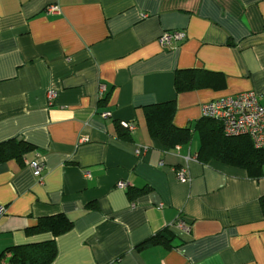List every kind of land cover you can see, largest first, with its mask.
I'll use <instances>...</instances> for the list:
<instances>
[{
	"label": "crops",
	"instance_id": "0c3cea01",
	"mask_svg": "<svg viewBox=\"0 0 264 264\" xmlns=\"http://www.w3.org/2000/svg\"><path fill=\"white\" fill-rule=\"evenodd\" d=\"M167 30L186 38L162 47ZM188 68L224 84L177 93ZM250 90L264 106V0H0V142L34 145L0 164V264L13 246L51 239V264H264V176L198 158L203 105ZM173 100L191 139L166 148L146 108ZM121 121L135 131L122 136ZM57 214L71 230L29 231ZM165 227L175 246H140Z\"/></svg>",
	"mask_w": 264,
	"mask_h": 264
},
{
	"label": "trees",
	"instance_id": "16d2710c",
	"mask_svg": "<svg viewBox=\"0 0 264 264\" xmlns=\"http://www.w3.org/2000/svg\"><path fill=\"white\" fill-rule=\"evenodd\" d=\"M224 84L220 73L203 69H179L175 73L177 93L205 87L217 88ZM176 102L168 101L150 105L146 108V123L149 134L166 148H174L190 141V128H180L173 123ZM123 128V127H122ZM125 129V128H123ZM201 139L198 158L203 162L218 161L223 164L242 168L252 178L264 176V148H256L248 135L228 136L222 124L212 118L202 117L196 124ZM126 130V129H125ZM127 131V130H126ZM124 132L122 136L130 133ZM34 145L17 138L0 142V164L11 159L23 162ZM264 209V197L262 198ZM73 222L64 214L41 217L38 224L29 228L30 232H50L55 237L68 232ZM175 234L165 227L141 243L142 245L165 244L175 246ZM12 252L8 264H51L57 256L54 239L38 243L17 245L9 248Z\"/></svg>",
	"mask_w": 264,
	"mask_h": 264
},
{
	"label": "built area",
	"instance_id": "2783aa9c",
	"mask_svg": "<svg viewBox=\"0 0 264 264\" xmlns=\"http://www.w3.org/2000/svg\"><path fill=\"white\" fill-rule=\"evenodd\" d=\"M48 11L54 12L56 6H50ZM186 33L183 30H167L163 31L158 38L162 47H171L173 43L183 41ZM106 87H99V96L103 97ZM54 92H50L52 98ZM203 117L212 118L222 124L223 131L228 136L248 135L256 148H264V106L259 100V94L254 91H244L231 96L221 97L205 103L202 107ZM110 112H103L102 116L107 118ZM120 125L129 133H133L136 129L134 122L121 121ZM84 139V138H83ZM147 150V147L137 148L136 155H141ZM33 173L40 183L43 182L44 163L38 160L29 162ZM177 177L182 182L190 181L188 167L182 166L177 173ZM125 181H119L117 186L126 188ZM7 209L4 205H0V218L6 213ZM181 228L188 229L184 221L177 222Z\"/></svg>",
	"mask_w": 264,
	"mask_h": 264
}]
</instances>
